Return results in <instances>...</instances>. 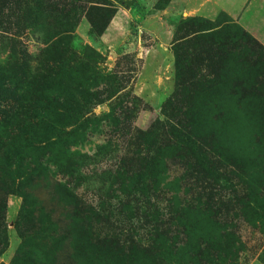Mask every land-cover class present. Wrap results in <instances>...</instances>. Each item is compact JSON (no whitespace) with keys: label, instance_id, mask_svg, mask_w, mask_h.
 Returning a JSON list of instances; mask_svg holds the SVG:
<instances>
[{"label":"rangeland","instance_id":"1","mask_svg":"<svg viewBox=\"0 0 264 264\" xmlns=\"http://www.w3.org/2000/svg\"><path fill=\"white\" fill-rule=\"evenodd\" d=\"M124 1L101 33L80 16L47 42L54 18L35 23L21 0H0V264H264V0ZM188 19L205 70L177 97L207 144L199 160L165 151L136 195L130 132L162 118ZM84 45L100 59L77 57ZM71 96L76 114L45 106ZM41 118L53 143L38 142ZM151 192L158 210L132 223L129 200Z\"/></svg>","mask_w":264,"mask_h":264},{"label":"trees","instance_id":"2","mask_svg":"<svg viewBox=\"0 0 264 264\" xmlns=\"http://www.w3.org/2000/svg\"><path fill=\"white\" fill-rule=\"evenodd\" d=\"M21 2L24 4V8H21V12L28 13V16L31 19L33 18V22L35 23H37V19H45L46 17L54 18V22L57 24L53 30L47 31V42H53V36L60 35L63 32L67 34L72 32L80 16H84L96 32L101 33L113 16L116 5H124L125 3L124 0H32V4L29 6V4L25 5V0H21ZM190 21L191 19H188L178 24L174 32L172 51L174 54V70L176 77L175 89L161 105L160 113L162 118H156L146 130L133 128L132 132H130V139H132L130 146L133 149L132 154L134 155L131 162L135 160L136 163L132 162L133 166L131 167V184L129 190L136 195H140L142 192H149L151 189L150 186L152 182H150V178L156 173L158 174L159 171L156 172L157 168H160L164 160L169 158L165 155L162 157L165 151L170 148L181 152H186L185 150H187L186 156L189 157L190 160H199L198 155L195 154V149H200L201 146L207 144L193 133V103L181 102L177 97L184 89V85L188 83L187 78L198 79V77L204 74L202 72L205 70L201 69V64L204 62L202 55L205 54L206 50L198 42L199 40H197V37L200 39V36L196 38L187 37L188 32L185 29L187 28L185 23L191 26L192 23ZM216 21L221 22V16ZM225 21L229 22L228 19H225ZM208 25L210 24H207L208 28L196 26V31H194H205L214 27L213 25ZM82 51L83 53L77 57L87 60L90 58H94L95 60L100 59L98 53L89 45H84ZM69 53H71V51H69ZM206 56L209 57V54L207 53ZM72 57H75V54H72ZM59 58L64 59V56ZM59 58L54 57L52 61L57 62ZM65 59L72 61V59L68 57H65ZM184 62L189 65L192 62H196V66L191 69L189 65L183 64ZM56 81L57 77H52L49 83H55ZM50 86L55 88L51 84ZM190 89L193 91L200 90L199 88L194 90V87ZM72 91L78 92L76 88ZM59 99H61V97L58 98V100ZM58 100L55 99L53 102L46 101V108L53 110V112L66 111L74 114L80 112V105L73 96L68 99L69 107L60 105ZM88 112H90V110L81 113V117L85 116ZM55 119L53 118V122H55ZM34 125L37 129V138H40L38 142L42 140L53 143L55 139H57L55 138L57 136L53 135L52 132L50 134L46 133L47 123L45 118L37 119ZM57 126L58 123H54V128H57ZM23 139L25 140L24 137ZM21 140L22 137H18V141L21 142ZM153 170L155 171L154 173H152ZM128 194L131 195L130 192ZM151 194L152 192L150 195H147V199L132 197L129 200V204L132 203L130 209L134 211L129 212L130 218L133 219L132 223H134V220L138 222L141 218L146 219L148 212H155L158 210V201H154L153 199L155 198L152 197ZM101 208L105 209L103 205H101L95 206L94 208L89 207L88 211L91 215L94 212H100L98 209L101 210ZM96 209L98 211H96ZM109 211H112V208H107L106 206V211L102 213H106L107 217L110 218ZM136 229L138 231L137 227ZM137 231L134 237L137 235L135 239L140 242L142 236L139 235Z\"/></svg>","mask_w":264,"mask_h":264},{"label":"crops","instance_id":"3","mask_svg":"<svg viewBox=\"0 0 264 264\" xmlns=\"http://www.w3.org/2000/svg\"><path fill=\"white\" fill-rule=\"evenodd\" d=\"M203 4L204 3H201L199 6H203ZM199 6H198V9L197 10H200ZM152 25H154V23Z\"/></svg>","mask_w":264,"mask_h":264}]
</instances>
